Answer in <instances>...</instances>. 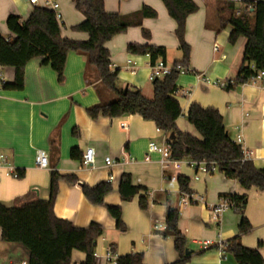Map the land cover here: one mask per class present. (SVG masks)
<instances>
[{
    "label": "crops",
    "instance_id": "1",
    "mask_svg": "<svg viewBox=\"0 0 264 264\" xmlns=\"http://www.w3.org/2000/svg\"><path fill=\"white\" fill-rule=\"evenodd\" d=\"M44 0H39L42 5ZM62 16L61 35L65 38L85 41L87 33L77 32L73 26L84 20L72 0H57ZM198 10L187 18L185 39L191 48L188 67L191 73L179 75L176 98L183 114L177 120L182 132L200 137L195 127L187 121L186 114L192 103L203 107L217 108L223 116L225 128L233 141L241 138L243 146L253 151L252 162L264 168V82L251 80L225 89L233 82L243 62L247 39L240 36L235 44L229 42L232 27L221 29L219 2L264 0H194ZM149 6L157 12L155 18L143 20V26L128 27L124 33L114 36L106 46L110 51L112 70H118V87L134 86L142 93L153 95L149 83V55L131 54L129 43L153 44L167 50L165 61L179 62L183 52L176 36L177 24L169 15L162 0H105L110 13L129 15ZM35 5L28 0H0V34L12 37L6 21L10 14L26 20ZM144 31L149 32L146 38ZM215 45L218 49L215 50ZM175 50L171 58L169 50ZM174 53V54H173ZM179 55V56H178ZM137 64L133 73L127 60ZM25 86L22 90H5L0 83V153L7 157V164L21 173L20 178L7 175V165L0 167V203L7 207L23 205L34 200L46 201L50 196L52 171L75 176L77 182H59L54 205L56 216L68 219L76 227L86 228L96 222L102 225L103 234L97 241L96 264H115L106 257L109 250L115 254L143 253L145 264H171L179 259L173 237H163L155 230V221L165 224L168 210L172 207L180 212L179 229L188 239L191 251L189 264H237L232 254L222 257L217 249L219 242H227L239 234L241 215L229 209L221 223L215 224L210 206L231 195L247 196L244 216L251 230L242 234V244L258 248L264 259V191L256 188L244 189L237 180L228 179L219 170L212 174L198 173L183 161L179 165L162 164L159 153L151 154L145 161L148 144L154 141L163 145L170 134L160 131L157 124L139 115L117 118L99 116L92 118L87 109L103 99L113 97L102 89L98 74L87 63L86 56L69 52L65 64L64 80L59 82L56 71L44 66L40 58L31 60L25 67ZM15 68L0 67V81L12 82ZM205 79V81L203 80ZM100 92V94H99ZM95 150L96 165L87 167L82 159L71 157V150L78 149L85 155L87 148ZM38 149L48 153V166L36 165ZM112 157L116 164L105 165L104 159ZM129 157L136 160L131 161ZM124 159H127L124 161ZM130 174L134 186L142 191L130 201H123L119 193L121 178ZM180 176L189 179L191 193L202 194L205 203L180 205L183 193ZM196 176H199L197 179ZM109 182L114 188L106 197L105 205L92 204L83 194L82 186L94 187ZM151 192L147 209H141L139 200ZM107 206H120L124 232L116 228L115 219ZM0 228V264H27L28 250L21 244L2 240ZM213 241V247L203 249L201 241ZM86 254L74 250L72 264H80Z\"/></svg>",
    "mask_w": 264,
    "mask_h": 264
},
{
    "label": "trees",
    "instance_id": "2",
    "mask_svg": "<svg viewBox=\"0 0 264 264\" xmlns=\"http://www.w3.org/2000/svg\"><path fill=\"white\" fill-rule=\"evenodd\" d=\"M75 8L84 15V20L72 27L74 31L87 33L88 39L79 41L61 35L62 24L56 12L44 6H35L26 20L17 14L7 17L6 25L12 37L0 34V67L15 68L12 82H2L5 90H22L25 86V67L35 58H40L42 65L56 71L59 82L64 80L65 64L68 53L84 54L89 66L98 74L102 89L112 95L111 100H102L89 107L87 113L92 118L107 116L117 118L125 115H139L145 120L154 121L157 128L167 134H174L168 140L171 156L175 160L206 161L215 163L218 170L228 179L237 180L246 190L256 188L264 191V168H257L252 160H244V153L239 143L229 136L223 116L217 108L203 107L192 103L186 114L187 121L195 127L200 137L182 132L177 127V120L183 114L179 100L178 72L174 71L162 79L152 82L153 97L148 98L142 90L134 86L119 88L118 70H112L108 41L128 30V27L143 26L146 18H155V9L144 6L143 9L123 15L106 10L105 0H72ZM169 15L177 24L176 36L179 49L183 52L180 61L188 65L191 48L185 39L187 18L198 10L194 0H162ZM218 13L221 29L232 27L229 42L235 44L240 36L247 39L243 62L233 82H228L225 89L231 90L236 85L247 83L259 71H264V2L234 1L219 2ZM146 38L149 32L144 31ZM127 51L131 54L150 55L151 61L166 59L167 50L153 44L129 43ZM100 94V92H99ZM71 157L82 159L78 149L71 150ZM20 173V177H21ZM67 180L74 184L75 176L62 175L52 171L50 196L46 201L34 200L23 205L7 207L0 203V228L2 240L18 243L29 252L27 264H72V252L81 251L86 259L80 264H96L95 250L97 241L103 234L101 224L93 222L86 228L76 227L73 222L56 216L54 205L59 190V182ZM189 179L179 178L182 193H191ZM84 196L94 205H105V197L114 189L109 182H102L94 187L82 186ZM119 193L123 201L132 200L142 191L134 186L130 174L121 178ZM148 192L139 200L141 209L148 207ZM230 201L236 203L241 215L239 234L227 241V253L236 258L237 264H264L258 248H249L242 244L240 237L251 230V224L244 216L247 196L231 195ZM108 212L115 219L116 228L124 232L126 226L122 220L120 206H107ZM180 212L170 208L165 219L163 237H173L174 247L180 256L171 264H189L190 254L186 255L188 239L179 229ZM114 254V250H111ZM143 253L118 255L115 264H145Z\"/></svg>",
    "mask_w": 264,
    "mask_h": 264
},
{
    "label": "built area",
    "instance_id": "3",
    "mask_svg": "<svg viewBox=\"0 0 264 264\" xmlns=\"http://www.w3.org/2000/svg\"><path fill=\"white\" fill-rule=\"evenodd\" d=\"M28 2L31 5H35L38 6L40 5L39 0H28ZM40 6H44V7H48L51 8L52 10H54L56 12V16L57 19L59 20V22H61L62 24V16L59 13V4L57 0H44L42 5ZM218 49V45H215V50ZM148 55V54H147ZM150 57V55H149ZM151 58V57H150ZM152 59V58H151ZM150 59L149 61V76L148 79L150 82H154L157 79H162L165 76L170 75L171 73H173L174 71H176V73L178 72L179 75H186L191 73V70L189 69V67L187 65H184L182 62H174V63H168L163 59H159L155 62H152ZM128 62V68H130V70L135 73L137 70V64L132 61L131 59L127 60ZM205 81V79H203ZM252 82H257V81H261L264 82V71L261 70L258 72L257 75L253 76L252 79H250ZM237 143H239L242 147L243 153H244V160H251L252 159V155H253V151L250 149H247L245 146H243L241 138H239L237 141ZM152 153H159L162 155V157H164L162 159V164L163 166H166L168 162H173L176 165H179L181 162L185 161L187 162L189 165H191L192 167H194L198 173H203V174H212L216 171H218V167L215 163L209 165L206 161H192V160H175L173 159V157L171 156V152H170V146L168 144V141L165 142L163 145H159L158 143L154 142V141H150L148 144V148H147V153L145 155V161H151V154ZM85 155L82 156V163L87 166V167H95L96 165V155H95V150L92 147L87 148V150L84 153ZM127 159H124V161H126ZM129 160L134 161L136 160L135 158L129 157ZM7 157L3 154L0 153V167L3 165H7V175L14 177V178H20V173L17 171V168H15L13 165L11 164H7ZM35 162L36 165L40 168H46L48 166V153H46V151L43 149H38L36 151V156H35ZM104 163L105 165L111 166L117 163V161L115 159H113L112 157H106L104 159ZM196 178L198 179L199 176H196ZM0 179H1V175H0ZM148 197L151 198L152 197V193L148 192L147 193ZM193 203H205V198L202 194H194V193H183V196L180 200V205L183 206H189ZM210 209V213L212 216V220L215 224H219L221 223L223 214L229 210V209H234L236 210V203H234L233 201H230V199L228 198H223L221 200V202L215 204V205H211L209 207ZM153 228H155V230H164L166 228L165 224H161L159 221H155ZM202 247L203 249L207 250L213 247V241L206 239L204 241H201ZM227 247H228V243L227 242H219V244L217 245V249L219 251V253H221V256L224 258L227 256ZM117 254H114L111 250H109L107 252V259L109 261H112L115 263V259H116ZM96 257V256H95Z\"/></svg>",
    "mask_w": 264,
    "mask_h": 264
},
{
    "label": "rangeland",
    "instance_id": "4",
    "mask_svg": "<svg viewBox=\"0 0 264 264\" xmlns=\"http://www.w3.org/2000/svg\"><path fill=\"white\" fill-rule=\"evenodd\" d=\"M59 13H60V12H59ZM123 15H124V14H123ZM132 27H134V26H132ZM173 51H175V50H172V49L169 50V52H170V54H171V55H169V56H170L171 58H175V57H174L175 55H174V56L172 55V52H173ZM173 54H174V53H173ZM178 56H179V55H178ZM149 83L152 84V82H150V81H149ZM148 96H149L148 98H152V97H153L152 94H151V95H148ZM120 232H121V231H120Z\"/></svg>",
    "mask_w": 264,
    "mask_h": 264
},
{
    "label": "water",
    "instance_id": "5",
    "mask_svg": "<svg viewBox=\"0 0 264 264\" xmlns=\"http://www.w3.org/2000/svg\"><path fill=\"white\" fill-rule=\"evenodd\" d=\"M127 88V87H126ZM174 138V134L172 133L170 135V139H173ZM191 251L189 249L186 250V255L189 254Z\"/></svg>",
    "mask_w": 264,
    "mask_h": 264
}]
</instances>
